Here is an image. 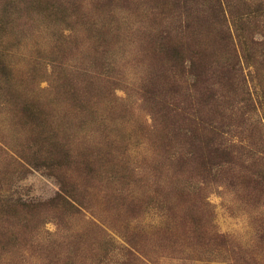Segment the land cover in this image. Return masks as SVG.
I'll return each instance as SVG.
<instances>
[{
	"label": "rangeland",
	"instance_id": "1",
	"mask_svg": "<svg viewBox=\"0 0 264 264\" xmlns=\"http://www.w3.org/2000/svg\"><path fill=\"white\" fill-rule=\"evenodd\" d=\"M0 264H264V0H0Z\"/></svg>",
	"mask_w": 264,
	"mask_h": 264
},
{
	"label": "trees",
	"instance_id": "2",
	"mask_svg": "<svg viewBox=\"0 0 264 264\" xmlns=\"http://www.w3.org/2000/svg\"><path fill=\"white\" fill-rule=\"evenodd\" d=\"M190 67H191V69L194 67V64L193 63H191V65H190ZM195 67H196V65H195ZM215 153H217L216 151H215ZM225 153H222V156H220L219 158H225ZM217 159V154H215V156H213V159ZM210 161V160H209Z\"/></svg>",
	"mask_w": 264,
	"mask_h": 264
}]
</instances>
